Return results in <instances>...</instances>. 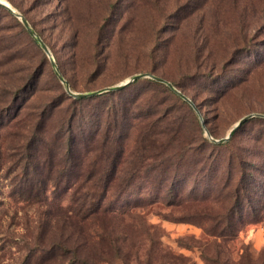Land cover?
Segmentation results:
<instances>
[{"label":"trees","instance_id":"trees-1","mask_svg":"<svg viewBox=\"0 0 264 264\" xmlns=\"http://www.w3.org/2000/svg\"><path fill=\"white\" fill-rule=\"evenodd\" d=\"M0 9L16 16L3 5ZM25 31L28 43L42 52L44 66L52 65ZM19 46L11 39L3 48ZM13 54V62L27 61L6 93L9 112L0 111V170L9 164L6 170L17 200L57 206L45 209V219L36 221L35 231L27 225L32 239L26 241L28 252L20 264L32 259L34 264H121L127 248L114 224L133 208L127 207L130 201L119 202L137 192L141 202L224 203L182 207L179 216L164 215L199 225L214 237H235L258 206L264 185L257 174L264 169V155L236 144L239 129L224 142L204 136L195 108L166 83L150 77L141 89L128 84L75 98L53 68L55 85L44 88V67ZM255 120L264 122V117Z\"/></svg>","mask_w":264,"mask_h":264},{"label":"rangeland","instance_id":"rangeland-1","mask_svg":"<svg viewBox=\"0 0 264 264\" xmlns=\"http://www.w3.org/2000/svg\"><path fill=\"white\" fill-rule=\"evenodd\" d=\"M4 1L42 32L75 84L74 91L118 85L142 72L164 74L197 100L216 139L226 136L244 115L264 113V0ZM11 39L20 43L17 50L3 48ZM28 42L22 21L0 9L2 115L9 112L6 93L27 61L13 62L14 52L44 67V88L55 85L53 65L44 66L42 52ZM147 78L129 85L147 87ZM256 117L239 128L234 141L259 156L264 155V122ZM200 126L212 140L202 120ZM8 167L0 170V264H20L36 221L45 219L47 207L57 206L17 200ZM257 175L264 185V169ZM139 196L137 192L119 202L130 201L127 207H133L114 224L127 248L121 264H264V190L233 238L214 237L199 225L164 216H179L182 207H224L222 202L175 205L149 198L141 202Z\"/></svg>","mask_w":264,"mask_h":264},{"label":"water","instance_id":"water-1","mask_svg":"<svg viewBox=\"0 0 264 264\" xmlns=\"http://www.w3.org/2000/svg\"><path fill=\"white\" fill-rule=\"evenodd\" d=\"M0 5H3L4 7H6L7 9L11 10L24 24V26L26 27V29L29 31V33L36 39V41L40 44V46L43 48V50L47 53L48 57L50 58V61L53 65L54 71L57 74L59 80L62 82L66 92L75 97V98H79V97H86V96H92V95H97L103 92H107V91H114V90H120L123 89L125 86H127L128 84H130L131 82L135 81L136 79L140 78V77H151L153 79H156L158 81L164 82L167 85H169L176 93H178L181 97H183L186 101H188L197 111V113L200 115L201 120H202V124L205 128L206 133L210 136V138L215 141V142H224L229 140L234 134L235 132L241 127V125L247 121L248 119L255 117V116H261L264 117V113H249L244 115L243 117H241L238 122L234 125V127L230 130V132L224 136L221 137L219 139H216L212 136V134L210 133V131L208 130V128L205 125V121L202 118L201 115V111L199 109V107L196 105V103L183 91H181L179 88H177L170 80L158 76L154 73H148V72H142V73H137L132 75L131 77H129L127 80H125L124 82L118 84V85H112V86H106L103 87L101 89L98 90H94V91H86V92H77L74 91L71 88V85L68 81V79L65 77L64 73L61 71L50 47L48 46V44L45 42V40L43 39V37L37 32V30L33 27V25L30 23V21L28 20V18L19 10H17L11 3H9L8 1H4V0H0Z\"/></svg>","mask_w":264,"mask_h":264}]
</instances>
